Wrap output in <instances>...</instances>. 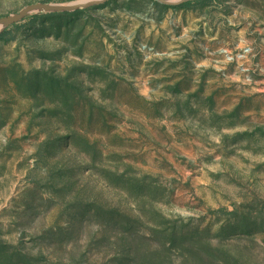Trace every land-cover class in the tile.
<instances>
[{"label":"rangeland","instance_id":"obj_1","mask_svg":"<svg viewBox=\"0 0 264 264\" xmlns=\"http://www.w3.org/2000/svg\"><path fill=\"white\" fill-rule=\"evenodd\" d=\"M0 264H264V0L9 27Z\"/></svg>","mask_w":264,"mask_h":264},{"label":"water","instance_id":"obj_2","mask_svg":"<svg viewBox=\"0 0 264 264\" xmlns=\"http://www.w3.org/2000/svg\"><path fill=\"white\" fill-rule=\"evenodd\" d=\"M110 0H87L85 2H75L69 5H52L44 3H35L24 7L18 13L0 19V34L9 27L16 25L30 15L64 14L87 10L98 7ZM159 4L171 7H177L181 4L194 0H152Z\"/></svg>","mask_w":264,"mask_h":264},{"label":"trees","instance_id":"obj_3","mask_svg":"<svg viewBox=\"0 0 264 264\" xmlns=\"http://www.w3.org/2000/svg\"><path fill=\"white\" fill-rule=\"evenodd\" d=\"M194 1H200V0H194ZM194 1H191V2H187V3H184V4H181L180 6H177L175 8H185L189 5H191ZM203 1V0H201ZM81 13V11H77V12H74V13H64V14H47L45 16H70V15H77ZM43 15H32V17L34 19H37L38 17H42ZM7 33V30L3 31L1 34H0V37H3L5 34Z\"/></svg>","mask_w":264,"mask_h":264},{"label":"bare ground","instance_id":"obj_4","mask_svg":"<svg viewBox=\"0 0 264 264\" xmlns=\"http://www.w3.org/2000/svg\"><path fill=\"white\" fill-rule=\"evenodd\" d=\"M85 1H87V0H81V1H79V2H85Z\"/></svg>","mask_w":264,"mask_h":264}]
</instances>
